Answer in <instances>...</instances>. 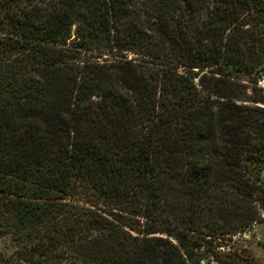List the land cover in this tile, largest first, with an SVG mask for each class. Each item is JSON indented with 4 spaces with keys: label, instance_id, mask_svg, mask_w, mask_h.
Returning a JSON list of instances; mask_svg holds the SVG:
<instances>
[{
    "label": "trees",
    "instance_id": "1",
    "mask_svg": "<svg viewBox=\"0 0 264 264\" xmlns=\"http://www.w3.org/2000/svg\"><path fill=\"white\" fill-rule=\"evenodd\" d=\"M263 27L264 0H0V264H258L229 243L264 226Z\"/></svg>",
    "mask_w": 264,
    "mask_h": 264
},
{
    "label": "rangeland",
    "instance_id": "2",
    "mask_svg": "<svg viewBox=\"0 0 264 264\" xmlns=\"http://www.w3.org/2000/svg\"><path fill=\"white\" fill-rule=\"evenodd\" d=\"M264 30V27H263ZM264 33V31H262ZM258 54L260 56L264 55V46L258 45L256 47ZM258 55V56H259ZM208 73L210 75L209 70L200 71V76L196 80V82L199 84V79L205 74ZM260 78L256 84H253V78L247 76L244 78L245 83L248 85V87H256L260 90H262V95L264 96V69L259 71ZM252 91H250L251 94ZM246 104H253L251 100L244 101ZM264 107V105H261ZM235 242L239 243L241 246H243L246 250L250 252V254L255 258L258 264H264V226H262L260 229H256V227L253 228L251 232V236L249 233H246L245 236H237L233 239V242H230V248L232 249V246L235 244ZM1 248V247H0Z\"/></svg>",
    "mask_w": 264,
    "mask_h": 264
}]
</instances>
